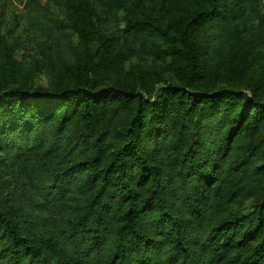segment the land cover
I'll list each match as a JSON object with an SVG mask.
<instances>
[{"label":"trees","instance_id":"16d2710c","mask_svg":"<svg viewBox=\"0 0 264 264\" xmlns=\"http://www.w3.org/2000/svg\"><path fill=\"white\" fill-rule=\"evenodd\" d=\"M262 1L201 0L175 39L143 0H99L128 51L182 53L178 85L0 84V264H264V96L202 84L194 35L216 52Z\"/></svg>","mask_w":264,"mask_h":264},{"label":"rangeland","instance_id":"374dc122","mask_svg":"<svg viewBox=\"0 0 264 264\" xmlns=\"http://www.w3.org/2000/svg\"><path fill=\"white\" fill-rule=\"evenodd\" d=\"M140 15L137 0H124ZM0 0V84L51 89L58 83L93 78L100 84L143 83L154 87L181 84L185 58L128 51L124 46L123 12L110 14L99 0ZM201 0H143L151 18L177 39L181 21ZM155 33L158 47L164 43ZM83 37H81L82 35ZM202 84L225 87L242 80L264 96V0L219 36L217 51L208 47L203 30H195ZM18 186L23 179L18 178ZM9 190L0 183V199ZM4 200V199H3ZM248 213L252 200L231 207Z\"/></svg>","mask_w":264,"mask_h":264}]
</instances>
